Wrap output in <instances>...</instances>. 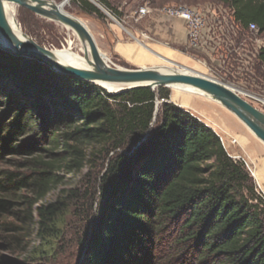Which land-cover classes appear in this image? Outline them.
Returning a JSON list of instances; mask_svg holds the SVG:
<instances>
[{"label":"trees","instance_id":"16d2710c","mask_svg":"<svg viewBox=\"0 0 264 264\" xmlns=\"http://www.w3.org/2000/svg\"><path fill=\"white\" fill-rule=\"evenodd\" d=\"M220 1L239 31L252 22L264 33V0ZM80 8L103 16L87 0ZM256 60L264 65V46ZM0 105V164L16 167L0 168V216L22 207L29 217L57 182L56 171L80 167L97 142L107 162L83 264H264V195L213 128L169 101L168 87L109 93L0 49ZM62 210L44 206L41 229L56 233ZM0 264L16 262L2 256Z\"/></svg>","mask_w":264,"mask_h":264},{"label":"rangeland","instance_id":"374dc122","mask_svg":"<svg viewBox=\"0 0 264 264\" xmlns=\"http://www.w3.org/2000/svg\"><path fill=\"white\" fill-rule=\"evenodd\" d=\"M53 1L59 3L62 0ZM87 1L94 4L90 0ZM107 1L119 13V16L114 15L98 0H94V2L104 9L102 10L97 6L103 14L102 17L84 12L80 8V0H70L65 4L64 10L79 18L87 26L94 37L98 50L106 59L115 65L127 68L139 67L137 66L139 61L126 60L116 56L112 50L113 41L108 38L107 32H110V25L113 24L122 30L126 41L132 40L133 38L124 30H128L129 25L135 23L132 14L140 6L148 4L155 10L163 5L186 4L202 6L201 8H203L208 4L211 5L214 13H222L226 16L230 11L227 5H224L220 0ZM14 5L16 22L23 32L34 41L51 50L62 49L71 44V47L78 51L80 40L70 28L35 13L34 17H31L22 10L21 6ZM220 6L226 9L225 13L221 11ZM124 15L126 17L123 19ZM249 34L250 37L258 36L264 39V33L260 30L255 34L250 32ZM247 45L252 50V42L248 40ZM220 47H218V50ZM222 52L224 51L222 50ZM79 53L82 54L81 52ZM25 56L29 57L28 55ZM250 56L248 54L245 59L227 61L225 62V69H213L212 67L211 71L202 67L200 63L185 66L170 63L163 59H157L153 65L162 66L160 69L164 71L192 70L219 79L231 87L243 91L244 94L242 93L241 95L264 112V103L261 102L264 100V65L259 64L256 60L257 58L254 59ZM139 64L145 66L143 63ZM175 66L179 68L177 69ZM236 67H241V69ZM168 89L169 101L189 111L206 125L213 128L221 138L227 153L233 159L244 162L258 190L264 195V143L234 113L219 102L194 89H182L173 86L168 87ZM157 102H160V100ZM25 139L29 140L28 137ZM32 144L37 145L36 142ZM39 144L42 145V142L40 141ZM100 146L97 142H90L86 149L87 155L80 167L58 169L56 171L57 182L50 187L43 198L36 202L29 217L22 207L16 209L14 214L0 216V221L6 222L11 226L10 229L0 227V258L4 256V258L14 260L16 264L84 263V257L91 250L90 243L95 234V216L98 218L95 215V211L99 207L97 178L98 174L104 170L107 162L104 153L100 151ZM58 149L60 150L61 147ZM7 156L18 157V155ZM109 156L110 154L108 158ZM0 168L16 169V167H11L7 164H0ZM20 170L23 173H28L25 169ZM86 192H95V195L92 193V196H90L89 204L91 209L89 210H86V200L88 199ZM50 205H56V207L63 209L59 212L60 214L56 219V233L48 229H41L39 222L41 209ZM84 210L88 213L86 218L82 215ZM42 236L48 238V244L45 245L43 243ZM46 246L48 250L45 253H40V249H44Z\"/></svg>","mask_w":264,"mask_h":264},{"label":"water","instance_id":"95a60500","mask_svg":"<svg viewBox=\"0 0 264 264\" xmlns=\"http://www.w3.org/2000/svg\"><path fill=\"white\" fill-rule=\"evenodd\" d=\"M69 1L62 0L56 3L53 0H0V33L9 39L12 44L11 46L0 45V49L12 54L38 58L56 72L93 83L109 93H118L137 87H149L154 90L158 86L172 87L175 85H186L204 93L205 96L226 107L264 143V112L244 98L233 87L219 79L192 70L188 72L179 70L165 72L160 70L162 66L153 65L127 68L111 63L98 50L94 37L87 26L79 18L64 10L65 4ZM90 1L104 10L94 0ZM5 3L17 4L36 15L58 22L74 31L82 43L88 44L90 58L86 52L84 57L87 59L89 67L80 68L63 64L55 59L51 49L40 45L26 33H24L23 38L15 36L6 18ZM106 84L113 85L116 91H108L105 87Z\"/></svg>","mask_w":264,"mask_h":264},{"label":"crops","instance_id":"0c3cea01","mask_svg":"<svg viewBox=\"0 0 264 264\" xmlns=\"http://www.w3.org/2000/svg\"><path fill=\"white\" fill-rule=\"evenodd\" d=\"M125 17L126 15L122 18ZM129 26V31L126 29L124 31L133 38L132 40L126 41L122 30L113 24L107 33L108 38L113 41L112 50L115 55L126 60L139 61L137 66H142L139 63L153 66L157 59L185 66L195 65L200 63L198 60H203L204 63L200 64L207 70L211 71L212 67L225 69V62L242 59L247 48L246 33L238 29L229 33L234 44L232 47L234 52L224 53L222 47L209 51L192 48L188 45L186 22L180 18L166 16L158 9ZM237 92L243 93L240 90Z\"/></svg>","mask_w":264,"mask_h":264},{"label":"built area","instance_id":"2783aa9c","mask_svg":"<svg viewBox=\"0 0 264 264\" xmlns=\"http://www.w3.org/2000/svg\"><path fill=\"white\" fill-rule=\"evenodd\" d=\"M191 6L186 4L175 5H163L158 8V11L169 17H175L183 19L187 24V40L188 45L192 48L203 49L205 51L217 49L222 47L226 53L232 51L233 41L229 37V33L236 32L238 29L237 24L233 21V11L230 9L228 15L214 13L211 5ZM221 11L225 13L226 9L220 6ZM153 8L145 4L140 6L133 14L132 17L135 21L140 20L147 14L151 13ZM248 35H246V45L248 40L252 42V50L246 48L242 59L248 57L256 59L260 49L264 46V39L258 36L250 37V33L255 34L258 28L255 23H249ZM220 47V48H221ZM235 50V49H234ZM253 59V60H254ZM200 63H204L203 60H198Z\"/></svg>","mask_w":264,"mask_h":264},{"label":"bare ground","instance_id":"6f19581e","mask_svg":"<svg viewBox=\"0 0 264 264\" xmlns=\"http://www.w3.org/2000/svg\"><path fill=\"white\" fill-rule=\"evenodd\" d=\"M4 8H5V12H6V18L8 20L9 26H10L13 34L15 36H17L18 38H23L24 32L19 27V25L16 22V19L14 17L15 5L13 3H5ZM0 45L11 46L12 44L9 41V39H7L3 34L0 33ZM52 51L54 53L55 59H57L58 61H60L63 64H69V65H73V66L80 67V68H88L89 67L88 63H87V59L84 57V54L86 52V54L90 58V51H89V47H88L87 43H82L80 41L78 51H75L71 47V44H68L66 47H64L62 49H53ZM79 52H81L82 54H80ZM182 69H184V68H182ZM160 70L164 71L163 69H160ZM173 71H176V70H169V71L167 70L165 72H173ZM179 71H182V70H179ZM185 71L188 72V70H185ZM105 87L108 91H112V92L116 91V88L113 85L106 84ZM173 87L192 90L191 87H188L186 85H175ZM196 91H198V90H196ZM198 92H200V91H198ZM200 93H202V92H200ZM240 94H242V93L240 92ZM261 102L264 103V100H262Z\"/></svg>","mask_w":264,"mask_h":264}]
</instances>
